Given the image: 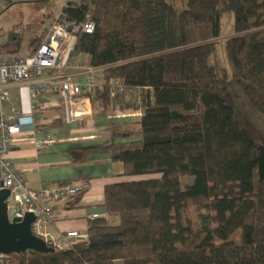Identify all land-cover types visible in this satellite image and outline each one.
<instances>
[{"label":"trees","instance_id":"obj_1","mask_svg":"<svg viewBox=\"0 0 264 264\" xmlns=\"http://www.w3.org/2000/svg\"><path fill=\"white\" fill-rule=\"evenodd\" d=\"M62 8L78 21L92 13L95 29L77 36L74 51L104 68L95 106L108 109L116 77L146 87L137 122H113L109 140L69 153L77 163L106 153L126 175L144 176L105 187L118 222L90 218L89 242L0 255V264H264V0H188L181 10L167 0H69ZM223 9L234 14L224 42ZM219 45L228 67L216 63ZM17 49L0 45V57ZM194 206L199 226L189 231L182 209Z\"/></svg>","mask_w":264,"mask_h":264},{"label":"built area","instance_id":"obj_2","mask_svg":"<svg viewBox=\"0 0 264 264\" xmlns=\"http://www.w3.org/2000/svg\"><path fill=\"white\" fill-rule=\"evenodd\" d=\"M4 4L5 0H0V10ZM94 29L91 12L83 21H78L68 17L61 8L34 53L0 57V188L10 189L7 200L10 220L33 213V232L52 243L55 249H70L75 243L89 242V233L78 230L66 231L56 238L48 235L54 216L51 203L76 196L83 187L75 183L43 182L38 189H33L26 173L17 168L8 154L21 133L28 135L38 153L55 142V133L45 126L41 115V98L57 96L67 122H73L89 110L93 92L102 86L99 77L104 68L84 61L75 53L74 45L80 33H92ZM110 88L112 94L124 98L129 108L138 107L135 110L140 113L144 110L142 102L146 87L130 85L126 78L116 77ZM13 89L24 90L28 102L26 111L12 104ZM93 216L102 215L95 213Z\"/></svg>","mask_w":264,"mask_h":264},{"label":"crops","instance_id":"obj_3","mask_svg":"<svg viewBox=\"0 0 264 264\" xmlns=\"http://www.w3.org/2000/svg\"><path fill=\"white\" fill-rule=\"evenodd\" d=\"M26 1L42 3V0ZM56 12L51 11L49 14L52 16ZM51 16L48 15V18ZM80 56L88 63L86 54L80 53ZM11 92L12 104L20 107L21 111H26L28 102L24 90L13 89ZM112 95L107 110L95 106L92 99L89 110L73 122L64 120L57 96L48 95L41 98V115L45 126L55 133V142L42 153H38L29 142L28 135L21 133L8 154L17 168L26 173L33 189H38L43 182L61 184L60 182L68 181L82 185L80 194L51 203L54 216L48 228V235L52 238L70 230L88 232L89 219L94 217L95 213L108 216L104 204L105 187L133 179L131 175L125 174L123 163L111 160L109 154H96L90 161L77 163L69 153L73 147L90 146L109 140L110 124L113 122L132 124L140 119L142 112L129 108L124 100L120 101L121 96ZM140 178L139 176L135 179ZM108 217L112 221L116 216Z\"/></svg>","mask_w":264,"mask_h":264},{"label":"rangeland","instance_id":"obj_4","mask_svg":"<svg viewBox=\"0 0 264 264\" xmlns=\"http://www.w3.org/2000/svg\"><path fill=\"white\" fill-rule=\"evenodd\" d=\"M67 0H42L41 4L33 3L26 0H13L9 6L6 3L0 10V45L8 46L9 49L15 51H5V57H15L28 55L33 47L34 40L42 32L43 27L49 28L55 13L48 18L51 11H58ZM174 4L179 10L186 6L188 0H167ZM29 2V3H28ZM48 12V13H47ZM222 32L217 40H224L234 34V14L231 10H222ZM45 36V35H44ZM215 62V60L213 59ZM216 63L222 66H229L228 58L225 54L222 45H219V52L217 54ZM144 175L131 176L133 179ZM192 182L191 177H184L183 184L186 185ZM184 213L183 222L187 224L189 231L195 230L199 226L197 207L190 209H182ZM112 223H117L118 219L115 217Z\"/></svg>","mask_w":264,"mask_h":264},{"label":"water","instance_id":"obj_5","mask_svg":"<svg viewBox=\"0 0 264 264\" xmlns=\"http://www.w3.org/2000/svg\"><path fill=\"white\" fill-rule=\"evenodd\" d=\"M9 196V188H0V255L27 250L40 253L55 251V247L33 232L32 222L35 220L33 213L28 212L23 218L15 217L10 220L7 202Z\"/></svg>","mask_w":264,"mask_h":264}]
</instances>
